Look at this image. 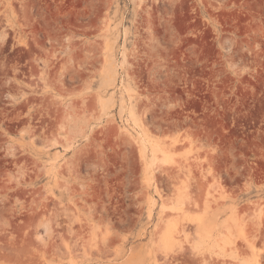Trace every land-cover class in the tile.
<instances>
[{
	"label": "rangeland",
	"instance_id": "rangeland-1",
	"mask_svg": "<svg viewBox=\"0 0 264 264\" xmlns=\"http://www.w3.org/2000/svg\"><path fill=\"white\" fill-rule=\"evenodd\" d=\"M0 264H264V0H0Z\"/></svg>",
	"mask_w": 264,
	"mask_h": 264
}]
</instances>
